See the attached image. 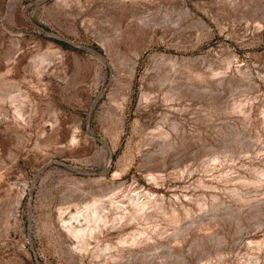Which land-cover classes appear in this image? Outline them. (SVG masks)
Wrapping results in <instances>:
<instances>
[{"label": "rangeland", "instance_id": "rangeland-1", "mask_svg": "<svg viewBox=\"0 0 264 264\" xmlns=\"http://www.w3.org/2000/svg\"><path fill=\"white\" fill-rule=\"evenodd\" d=\"M0 264H264V0H0Z\"/></svg>", "mask_w": 264, "mask_h": 264}, {"label": "bare ground", "instance_id": "bare-ground-1", "mask_svg": "<svg viewBox=\"0 0 264 264\" xmlns=\"http://www.w3.org/2000/svg\"><path fill=\"white\" fill-rule=\"evenodd\" d=\"M141 207H142V206H141ZM141 207H140V208H141ZM138 210H140V209L138 208ZM90 217H91V216H90ZM97 219H98V218H97ZM93 220H94V219H93ZM102 220H103V219H102ZM95 222H98V220H96ZM95 224H96V223H95ZM76 228H77V230H76L75 228H74V229H75V232H76L77 234H82L83 232L86 231V228H85V227H84V228L82 227V228H80V229H78V227H76ZM85 233H86V232H85ZM85 233H84V234H85ZM78 237H79V236H78Z\"/></svg>", "mask_w": 264, "mask_h": 264}]
</instances>
